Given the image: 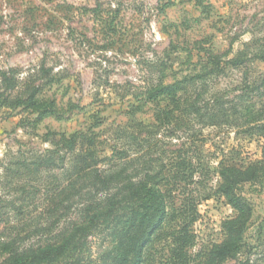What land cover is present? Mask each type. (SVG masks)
Returning <instances> with one entry per match:
<instances>
[{"label":"rangeland","instance_id":"374dc122","mask_svg":"<svg viewBox=\"0 0 264 264\" xmlns=\"http://www.w3.org/2000/svg\"><path fill=\"white\" fill-rule=\"evenodd\" d=\"M10 68L42 106L0 107V242L73 234L52 264H101L116 240L89 207L124 215L126 174L165 195L140 264H264V175L237 186L251 206L239 246L214 253L236 213L219 168L261 159L264 0H0V77ZM175 81L178 102L148 98ZM81 132L76 157L63 136Z\"/></svg>","mask_w":264,"mask_h":264},{"label":"trees","instance_id":"16d2710c","mask_svg":"<svg viewBox=\"0 0 264 264\" xmlns=\"http://www.w3.org/2000/svg\"><path fill=\"white\" fill-rule=\"evenodd\" d=\"M15 71V68H10L1 72L0 79L3 85V92L0 93V107L9 105L12 108H16L23 106L24 108L30 107L40 111L42 106L40 97L41 86L39 84L19 86L18 83L20 81ZM181 88L182 82L175 81L155 88L148 98L157 101V103L159 94L166 95L170 99H176ZM176 100L178 102L179 99ZM190 105L193 107V103ZM255 128L263 139L261 159L250 163L244 168L234 165H221L219 168V192L236 213L233 218L223 223L225 240L214 251L218 259L225 258L235 247L239 246L245 225L250 219V203L245 197L238 194L237 186L243 182L255 181L264 175V120L258 123ZM81 139L82 141L88 139L92 143L93 138H89L88 135L82 132L81 135L75 133L67 138L63 136L64 148L70 152H77L76 157L79 154L82 155L83 151L78 148ZM44 159L50 160L51 158L45 157ZM80 161L84 165L85 158L80 159ZM47 163L49 164V162ZM118 174L124 175V171ZM97 178H101L100 173H98ZM124 179V190L121 191L122 198L119 203L127 200L135 201L132 206L122 208L124 215L114 214L111 211L102 213L96 210L97 208L94 206L93 209L89 207L90 211H92L87 216L89 225L92 228H96L101 224L106 225L109 227V235L114 236L116 240L115 250L106 252L101 264H140L144 247L150 242L166 213L165 195L158 187L140 180L134 181L126 174ZM110 183L108 179L99 180V185H102L100 189L107 190ZM89 208H86L85 212ZM73 242H75L73 234L54 244H46L37 248L22 246L21 243L15 245L11 242L2 241L0 242V251L6 256L1 264H52L64 258L69 250H72Z\"/></svg>","mask_w":264,"mask_h":264}]
</instances>
